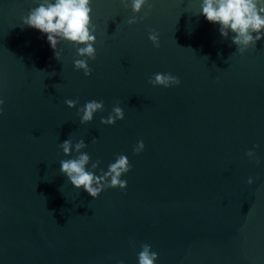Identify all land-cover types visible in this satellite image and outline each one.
Masks as SVG:
<instances>
[{
  "label": "water",
  "instance_id": "water-1",
  "mask_svg": "<svg viewBox=\"0 0 264 264\" xmlns=\"http://www.w3.org/2000/svg\"><path fill=\"white\" fill-rule=\"evenodd\" d=\"M201 2L149 0L129 26L130 3L91 0L85 77L73 45L58 61L46 34L21 26L37 0H0V264H138L144 243L155 264H264V40L239 54ZM157 72L181 84L153 87ZM90 100L105 110L81 125ZM117 105L124 120L101 125ZM68 138L101 161L96 175L127 156L126 190L77 191L60 172ZM256 145L259 165L246 156Z\"/></svg>",
  "mask_w": 264,
  "mask_h": 264
},
{
  "label": "clouds",
  "instance_id": "clouds-1",
  "mask_svg": "<svg viewBox=\"0 0 264 264\" xmlns=\"http://www.w3.org/2000/svg\"><path fill=\"white\" fill-rule=\"evenodd\" d=\"M38 6L30 9L27 16L22 19V27L27 26L46 34L47 42L50 44L55 58L60 60V43L66 42L76 48V57L73 59L74 69L82 71L85 77L92 74L89 67V60L96 59L97 40L96 28L91 21L93 11L91 0H37ZM120 3L127 8L131 6L132 17L127 20L129 26L142 22L151 12L149 0H120ZM148 7L144 17L139 14ZM201 13L208 22L219 25V34L222 38L228 39L229 32L234 33L231 42L236 46L239 54L243 55L250 48L255 49L259 41L264 40V0H202ZM149 41L155 48L160 47L159 34L155 30L149 31ZM55 75V73H50ZM153 87L171 88L179 86L181 80L171 73L157 72L148 81ZM69 109H76L78 100H65ZM4 105V99L0 98V112ZM105 110L104 102L90 100L77 109V116L81 125L93 121L94 115ZM125 114L120 106H114L107 118L101 117L100 124L114 126L117 121H123ZM93 143L97 139L93 138ZM87 147L84 139L73 143L67 139L60 143V148L65 157L60 161V172L65 175L74 188L78 191L83 188L92 198L97 199L102 192L108 189L126 190L127 181L122 176L131 171V164L127 156L119 155L115 161L108 165L107 171L100 169L101 161L91 162V157L85 151ZM249 150L246 156L257 165L261 161L257 157L255 148ZM145 148L143 140L137 142L133 149L134 154L139 155ZM91 163V169L88 168ZM251 186L253 178L247 181ZM135 242L133 241V245ZM138 253V264H155L158 253L152 250L150 244H141Z\"/></svg>",
  "mask_w": 264,
  "mask_h": 264
}]
</instances>
